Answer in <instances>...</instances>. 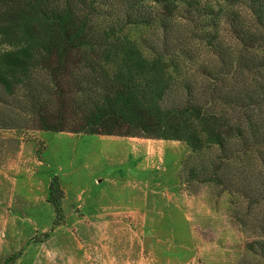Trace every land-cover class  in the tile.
<instances>
[{"label":"trees","instance_id":"16d2710c","mask_svg":"<svg viewBox=\"0 0 264 264\" xmlns=\"http://www.w3.org/2000/svg\"><path fill=\"white\" fill-rule=\"evenodd\" d=\"M103 4L0 0L1 101L44 131L184 142L188 178L264 209V0H122L118 14ZM253 224L248 249L264 256Z\"/></svg>","mask_w":264,"mask_h":264},{"label":"rangeland","instance_id":"374dc122","mask_svg":"<svg viewBox=\"0 0 264 264\" xmlns=\"http://www.w3.org/2000/svg\"><path fill=\"white\" fill-rule=\"evenodd\" d=\"M193 28L184 33L198 47ZM1 99L0 264H264L248 249L253 222L264 228L263 204L188 178L184 142L44 131Z\"/></svg>","mask_w":264,"mask_h":264}]
</instances>
